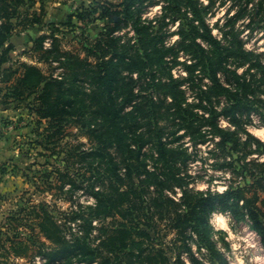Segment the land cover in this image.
<instances>
[{"label": "rangeland", "instance_id": "1", "mask_svg": "<svg viewBox=\"0 0 264 264\" xmlns=\"http://www.w3.org/2000/svg\"><path fill=\"white\" fill-rule=\"evenodd\" d=\"M153 1L160 3L153 5L151 0L144 1L146 10L142 22L148 24L154 21V32L157 29L160 32H169L165 44L172 46L181 40L178 31L186 19L183 12L174 9L168 12L174 19H168L163 24L164 0ZM198 1L205 26L231 54V57L225 58L228 67L239 74L255 68L252 74L260 78V72L264 73V0ZM96 2L119 4L121 0H29L27 6L20 10L21 17L14 20L15 29L9 40L13 48L8 53L11 60L0 68V264H47L51 259L47 252L53 247L40 226L45 211L64 226V234L70 243L74 241V237H82L83 220L80 217L76 219V212L83 215L96 206L97 200L91 184L97 182L96 186L100 188L102 180L107 183L109 171L116 162V159L113 160L114 149L102 151L100 148L104 137L99 138L88 133L89 122L93 117L92 108L86 112L85 120L78 122L75 118H70L58 133H54L50 121L41 118L36 112L34 94L27 92L23 99L18 100V97L11 96L10 90L22 74V63L38 65L45 72H51V66L38 62L31 51L34 41L40 36L46 35L52 39L50 36L54 27L49 26V22L58 28L56 37L63 50L95 64L96 59L90 57L83 46L92 44L100 37L107 20L98 18L101 11L92 17V20L95 19L93 22H81L74 15L80 10L93 8ZM120 8L113 7L115 10ZM27 12L30 20L34 14L42 15L45 24L25 26ZM156 18L160 19L158 23L155 22ZM114 19L117 20L115 16ZM133 23L121 26L115 33L123 45L137 42L138 36ZM185 24L191 28L189 22ZM141 25L143 24L140 22L139 28L146 37L154 36ZM198 42L207 49L215 50L202 37L198 38ZM126 47H122V50L127 51ZM196 49L197 46L190 48L192 51ZM192 54L185 52L179 55L178 60L181 63L172 68L175 77L187 76L183 63L185 60L190 61L194 55ZM53 66L56 68V75L66 71L58 62H54ZM9 78L11 79L8 80ZM80 78L81 81L75 82V77H68L74 88L73 94H78L79 98L89 102L91 99L85 94H90L96 87L89 79L82 76ZM182 88L188 94L187 106L199 107V102L189 86L185 84ZM149 92H152L151 88ZM154 94V100H166L161 105L163 114H166L167 105L174 103L173 96L163 98L155 91ZM251 98L257 100L259 108L251 109L245 114V122L239 132L241 145L231 158L224 156V152H220L217 147V141L210 137L206 142L196 145L190 138L191 135L180 127L181 122L178 119L175 123L172 116L160 119L166 142L176 149L185 146L188 150L190 157L187 165L184 169L180 168L188 176L189 190L207 196L243 188L249 203L236 201L239 206L234 209L216 203L207 212L199 211L204 221L201 226L196 225L197 230L193 223L195 221L191 220L188 213L191 198L188 200V196L185 197L181 189L175 192L167 190L166 198L163 199H173L179 204V210L174 205H154V215L142 221L141 225L137 220L125 218L122 213H118V222L128 226L132 240L125 252L131 254L140 249H153L157 259L167 258L170 264H198L196 259L202 264H218L217 256L210 254L205 248L210 243L228 264H264L262 238L254 229V221L250 217V209L255 210L264 223V149L254 141L247 144L244 138L246 128L264 142V122L261 120L264 118V87ZM221 100L225 99L222 97ZM223 106L222 103L220 108ZM197 111L199 118L196 124L199 125L204 123L202 115L205 111L200 107ZM249 116L251 122H247L250 120ZM226 120L224 123L228 126ZM145 156L150 162L155 161L153 156L158 158L157 148L146 146L144 158ZM154 197V193L149 192L142 195V201L150 205ZM122 199H118L119 203H122ZM120 209L124 210V207L120 206ZM220 217H225L227 221L219 222ZM183 219H188L184 228L179 225ZM113 224V217H107L106 226L112 227ZM99 228V222L96 221L89 231L87 242L90 251L95 250L100 243ZM199 229L208 243L202 241ZM140 231L150 234L149 237ZM111 257H117L120 261L122 256L114 253ZM124 260L137 264L135 256L125 257ZM116 261L113 259L112 264H116ZM53 264H86V260L80 252L75 251V254L61 257Z\"/></svg>", "mask_w": 264, "mask_h": 264}, {"label": "trees", "instance_id": "2", "mask_svg": "<svg viewBox=\"0 0 264 264\" xmlns=\"http://www.w3.org/2000/svg\"><path fill=\"white\" fill-rule=\"evenodd\" d=\"M144 1L121 0L119 4L96 2L93 8L80 10L74 15V18L77 17L81 22H93L95 19L92 20V17L101 11L98 18L107 20L100 37L91 41L92 44L87 43L83 46L88 55L96 59L95 64L88 62V59H81L70 51L63 50L60 40L56 37L58 28L49 22L48 25L54 27L50 36L51 46L49 48L45 46L46 40L50 38L42 35L34 41L31 51L38 62L51 66V72H45L38 65L22 63L20 78L10 87L11 96L18 97V100L23 99L27 92L35 95L36 112L41 118L50 121L54 133H58L70 118H75L78 122L85 120L86 112L92 108L93 117L89 122L88 133L99 138L104 137L100 147L102 151L115 150L113 160L116 159V162L113 169L109 171V181L106 183L102 180V188H97V182L91 184L97 200L96 206L83 215L76 212L78 215L76 219L80 217L83 220L82 237L76 236L70 243L64 234V226L55 221L46 211L44 212L40 226L53 247L47 252V255L51 257L47 264H53L61 257L75 254V251L80 252L86 264H112L113 259L117 260L116 264H135V262L124 260L129 256H135L137 264H170L167 258L157 259L153 249H140L137 253L131 254L125 252L132 240L128 226L117 220L118 213H122L125 218L131 217L141 225L142 221L154 215V205L167 207L174 205L179 210V204L173 199L169 197L166 201L163 199L166 198L167 190L175 192L181 189L184 196H188V200L191 198L188 213L191 220L195 221L193 222L195 227L201 226L204 221L199 211L207 212L216 203L229 209L239 206L236 201L249 203L243 188L207 196L189 190L188 176L183 172L190 157L188 150L184 148L185 146L176 149L166 142L160 119L172 116L173 123L179 120L180 127L191 135L190 138L196 145L206 142L210 137L217 141L220 152L223 151L224 156L230 157L241 145L239 132L243 126L242 123L245 122V114L251 109L259 108L257 100L251 97L264 87V73L260 72L261 77L257 78L255 74H252L255 68L239 74L228 67L225 58L231 57V54L205 26L198 0L163 1L165 12L163 24H166L165 21L168 19H174V16L168 13L174 9L183 12L186 19L178 31L181 40L172 46L165 44V38L169 32H160L158 29L154 32L152 31V27L155 29L154 21L148 24L142 22L143 13L146 10ZM28 2L29 0H0V68L11 60L8 53L13 48L9 40L15 29L14 20L21 17L20 10L27 6ZM151 3L157 5L160 2L151 0ZM113 7L121 8L115 10ZM159 20L156 18L155 22L158 23ZM131 22L135 25L137 42L135 44L128 42L126 44L129 45H123L115 33L118 28ZM140 22L143 24L141 26L146 27L154 36L146 37L139 28ZM186 22H189L191 28L186 26ZM35 24H45L42 15L34 14L30 20L29 13H25V26ZM199 37L204 38L215 50L207 49L198 42ZM7 43H9L8 46ZM124 46H127V51L122 50ZM193 46H197L195 51L190 50ZM185 52L188 55L194 54L191 56L193 57L190 59L191 62L185 60L183 63L187 76L175 77L172 74V68L181 63L178 60L179 55ZM54 62L60 63L61 68L66 69L65 73L56 75ZM17 71L18 69L15 72ZM69 76L75 77V82L81 81V76L85 77L96 87L90 94H85L91 99L89 102L79 98L78 94H73L74 88L68 80ZM185 84L194 93L199 107L205 111L202 115L204 119L202 124H196L199 118L197 111L199 107L187 106L188 94L182 88ZM150 88L152 92H149ZM154 91L163 98L173 96L174 103L167 105L166 114H163L161 107L166 100H154ZM222 97L225 100H221ZM220 102L224 104L221 108ZM222 117L228 120V126L221 125ZM249 119L247 122L252 121L250 116ZM261 120L264 122V118ZM244 131L247 144L254 141L264 149L263 141L246 128ZM149 145L157 148L158 154V158L153 156L155 161L151 162L146 156L144 158L145 148ZM149 192H153L155 197L151 199L150 205H147L144 200L142 201V195ZM119 198H123L122 203H119ZM120 206H123L124 210H121ZM234 214L237 215L235 211ZM109 216L113 217L112 227L106 226V219ZM250 217L254 221V229L262 238L264 247V223L255 210L250 209ZM96 221L99 222L101 231L98 239L100 243L95 250L90 251L87 240L89 231ZM187 223L188 219H183L179 225L184 228ZM140 233L150 235L145 231ZM198 233L202 241L208 243L200 229ZM205 248L210 254L217 256L218 264H228L210 243ZM114 253L122 256L120 261L117 257H111ZM195 262L202 264L197 259Z\"/></svg>", "mask_w": 264, "mask_h": 264}, {"label": "built area", "instance_id": "3", "mask_svg": "<svg viewBox=\"0 0 264 264\" xmlns=\"http://www.w3.org/2000/svg\"><path fill=\"white\" fill-rule=\"evenodd\" d=\"M45 46L47 47V48H49L50 46H51V39H47L46 40V42H45ZM225 118H221V120H220V123H221V125L223 126V127H226L227 125L224 123L225 122V120H224ZM226 122H227V120H226Z\"/></svg>", "mask_w": 264, "mask_h": 264}, {"label": "bare ground", "instance_id": "4", "mask_svg": "<svg viewBox=\"0 0 264 264\" xmlns=\"http://www.w3.org/2000/svg\"><path fill=\"white\" fill-rule=\"evenodd\" d=\"M226 221H227V219L225 217H220V219H219V222H221V223H224Z\"/></svg>", "mask_w": 264, "mask_h": 264}]
</instances>
